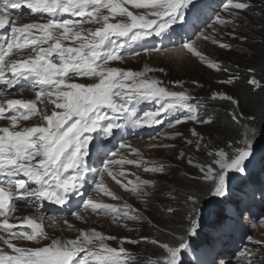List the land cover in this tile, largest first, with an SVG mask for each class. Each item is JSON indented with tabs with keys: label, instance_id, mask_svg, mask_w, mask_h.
<instances>
[{
	"label": "snow or ice",
	"instance_id": "obj_1",
	"mask_svg": "<svg viewBox=\"0 0 264 264\" xmlns=\"http://www.w3.org/2000/svg\"><path fill=\"white\" fill-rule=\"evenodd\" d=\"M22 2L31 14L45 22L18 25L11 10L21 8ZM194 5L195 0H0V29L6 26L9 29L8 37L0 44V81L8 88L24 81L22 90L27 87L35 92V99L0 100V120L9 121L8 126H0V176L5 178L0 181V264H131L136 258L122 245L141 241L163 249L160 257L149 258L146 264H183L181 257L191 250L189 238L199 235L202 194L206 192L209 197L219 198L222 202L230 194L232 182L250 175L258 162L264 164V146L259 150L256 147L254 125L257 116L239 111L240 101L235 96L214 92L212 99L225 100L233 106L229 115L237 134L222 148L213 147L210 140L206 142L204 135L195 128L190 130L195 139L185 138L186 145L205 154L204 162L187 158L188 164L198 169V176L193 179L200 181L203 187L178 193L172 189L169 193L171 199L182 206L186 222L182 234L170 233L172 242L161 243L147 236L139 239L120 237L121 246L114 248L106 241L118 238L95 229H80L75 239L65 240L49 237L42 217L40 222L30 217L20 221L31 231L16 230L18 225L9 222L10 214L16 211L17 199L35 198L64 206L70 195L79 193L82 196L80 190L87 182L88 171L100 176L99 182L94 180L92 183L112 199L119 200L120 197L104 187L105 172L125 191L147 202L152 195L150 189L155 187L151 179L135 176L134 180L124 183L117 177L134 174L111 169L117 165L120 168L130 165L143 167L145 172L162 174L166 172L164 164L109 159L103 170H90L86 158L90 154V144L96 138L94 134L111 137L113 130L121 127L117 121L132 127L152 126L161 123L157 118L160 113L178 110L187 115L185 121L177 119L175 124L187 121L212 123L211 116L202 118L204 105L192 103L194 97L187 90H170L162 81L148 75L152 71L163 72V68L145 67L142 71H134L109 66L110 62L123 59L122 50L126 45L153 35L164 37L178 22L183 24L187 10ZM224 7L232 18L217 16L216 22L224 27L231 25L233 31L228 35L233 39L246 40V36H236V29L239 27L237 19L250 7L249 3L226 0ZM85 24L97 27L85 28ZM199 38L211 39V43L221 49L232 48L222 39L210 38L203 33ZM145 51L160 52L161 49ZM173 52L176 56H194L207 67L228 74L227 79L219 81L221 84L233 85L241 79L239 74H232L229 67H222L198 49L192 38L184 40ZM255 71V68L247 69L250 74ZM175 83L183 87L182 82ZM246 84L253 90L264 91V84L255 75H250ZM5 95L0 90V97ZM146 101L156 102L160 108L141 115L138 105ZM33 116H39L41 123L20 126V121H28ZM173 126L169 124V127ZM175 136H183V133L177 132ZM119 148H130V145L121 143ZM131 151L140 155L136 149ZM111 155L115 156L116 152ZM185 156L181 151L176 159ZM82 205L98 216L110 217L113 223L124 228H128V224H119L121 219L134 222L145 219L139 210L127 203L117 206L88 198L82 200ZM162 211L175 214L177 208L167 206ZM72 215L83 219L79 212ZM259 223L264 225V218ZM129 230L136 231L134 228ZM13 241L36 242L38 246H22ZM247 255L250 257L251 253ZM248 264H251L250 259Z\"/></svg>",
	"mask_w": 264,
	"mask_h": 264
},
{
	"label": "rangeland",
	"instance_id": "obj_2",
	"mask_svg": "<svg viewBox=\"0 0 264 264\" xmlns=\"http://www.w3.org/2000/svg\"><path fill=\"white\" fill-rule=\"evenodd\" d=\"M246 2L249 3L250 7L244 10L237 19V23L239 24V27L236 29L237 37L244 36V34H248L247 36L249 34L253 35L256 28L264 25V0H246ZM225 3L226 0H195V5L190 7L186 12V19L183 24L178 22L179 24H176L173 30L164 37L150 36V39L156 38V40H153L156 44L153 48H160V52L145 51V49H149L147 45L142 51L138 52L139 55L134 54L123 57V59L118 61H112L109 66L132 69L134 71H142L145 67L152 69L163 68V72L157 70L148 73V75L162 81L163 86L168 87L170 90H187L194 97V100L191 101L192 103L204 105V108L201 110L202 118L207 119L208 116H211L212 122L215 114L209 112L208 109L214 100L212 99L214 92L235 96L240 101L239 111L243 112L242 99L234 84L219 83V81L227 79L228 74L222 71L217 72L215 69L207 67L194 56L188 54L176 56L173 52L184 40L192 38L195 40L198 49L202 50L210 59L218 62L222 67H229L232 74L240 75L239 70L242 69L249 76L253 75V73H248L247 67L245 68L241 64L247 63L244 58L246 54L242 51L245 40L233 39L232 36L228 35V33L233 31L231 25L224 27L216 22L217 16L224 19L232 18L229 15V11L224 7ZM197 12L200 13L197 14ZM16 18L18 25L31 22H45L27 13L22 15L16 14ZM84 27L95 29L97 25L85 24ZM201 33L210 38L215 37L218 40L222 39L223 42L231 44V50L219 48L217 45L211 43V39L207 41L202 38L198 39ZM176 35L178 39L175 38ZM176 81L182 82L183 87L181 88L180 85L176 84ZM193 81L197 83L193 84ZM79 82L87 81L80 80ZM20 90L22 89L10 90L6 91V93L16 94ZM214 101L216 102L214 103L216 107L218 104L225 106V113L230 117L229 113L233 107L230 102L218 98ZM140 105H138V112L141 115L145 111L156 112L160 108V104L156 102H149V107L147 108L144 106L140 107ZM186 115V112L178 110L160 113L157 118L161 123L156 124V126H150L152 127L150 129L152 132L139 138H130L123 142L117 141V149L110 150L108 155L100 162L101 166L96 168V170H103L104 163L109 159L117 161L121 159H133L164 164L166 172L162 174L145 172L143 167L130 165H125L123 168L117 165L111 169L113 172L123 171L134 174L117 177V179L122 180L124 183L134 180L135 176H139L142 179H151L155 187L150 189L152 195L148 198L147 202L125 191L106 172L104 173L103 185L109 191L115 193L116 196L120 197L119 200H114L104 192L96 189L95 184L91 183L94 181L93 179L86 180V183L90 184L86 187L85 200L91 198L97 202L117 206L127 203L132 208L139 210L145 217L144 221L134 222L121 219L119 224H128V228H124L117 223H113L110 217L98 216L91 209H84L83 205L75 211L79 212L83 219H77L72 214L62 216L54 213L48 214L38 208L44 214V219L50 223V225L47 223V226L44 228L48 236L62 239L64 237L65 240L75 239L78 235V230L95 229L106 236L117 237L118 239L116 240H108L106 242L111 247L119 248L121 246L120 237L139 239L141 236H147L150 239H157L161 243H170L172 242L170 233L182 234L186 224L183 219L184 211L177 201L171 199L169 193L172 192V189H176V193H178L196 191L203 187L200 181L193 179L198 176V169L188 164L187 158L191 157L194 161L199 162L205 161V154L196 152L195 148L191 145H186L185 138L195 139L192 137L190 131L195 128L204 135L206 142L210 140L213 147L222 148L237 134L223 132L217 127L209 126L211 123L196 124L192 121H187L175 124L177 119L185 121ZM39 119V116H33L28 121H20V125L23 122H32L24 127L40 124ZM117 123L119 122L117 121ZM170 123L174 126L169 127ZM256 130V147L259 150L264 146V132L257 128ZM177 132L183 133V136H175ZM105 138V136L99 134L97 139L91 144L95 147L100 140ZM121 143L130 145V148L120 149L119 145ZM163 145H174V147H163ZM132 149L138 150L140 155H135L131 151ZM181 151H184L186 156L184 159L178 160L176 157ZM112 152H116V155L112 156ZM102 158V155H96V159ZM263 165L258 162L256 167L251 171L252 173H260L256 179L253 180L252 178L245 177L244 179L232 182L230 194L222 202L219 198L209 197L206 192L202 194L200 204L201 227L197 240L200 242L202 240L203 242H199L196 245L194 237L189 238L191 250L186 251L181 257L183 264H248L249 259L251 260V264H264V225L259 223V220L264 218V196L261 195L264 193ZM93 174L96 175L95 181L99 182L100 176L97 173ZM176 193H172V195H176ZM34 204H31V206H36L37 202H34ZM21 205L27 206L30 204L23 202ZM167 206L177 208V212L175 214H168L162 211ZM23 211L26 212L28 209H24ZM154 225L158 227H154ZM133 228L136 231L129 230ZM21 229L22 227L20 226L16 230ZM22 230L31 231L28 228ZM249 237H251V241ZM256 241L261 243H255ZM19 243L22 246H38L36 242L19 241ZM40 243H48V241H41ZM122 246L127 249L131 256L136 258L131 264H146L149 258L155 259L163 253V249L158 245L145 241H141L138 244L124 243ZM249 252L251 253L250 257L247 255Z\"/></svg>",
	"mask_w": 264,
	"mask_h": 264
},
{
	"label": "trees",
	"instance_id": "obj_3",
	"mask_svg": "<svg viewBox=\"0 0 264 264\" xmlns=\"http://www.w3.org/2000/svg\"><path fill=\"white\" fill-rule=\"evenodd\" d=\"M247 35L248 34H244L248 40L246 39L243 42L244 48L242 49L243 53L246 54L244 55V58L247 63L241 64L244 65L245 68L247 67V69L250 67L255 68L256 71L253 75H255L256 78L261 80V83L264 84V25L256 28L255 34H249V36ZM239 71L241 79L234 83V86L242 99L243 113L244 115L255 114L257 116V120L254 127L264 132V91H261L260 89L253 90L251 86L246 84V80L249 78V75L242 69ZM214 103L216 102L213 100L208 109L209 112L215 114L213 122L209 126L217 127L226 133H237V128L232 124L230 117L225 113V106H220L218 104L216 107V104ZM220 107L221 109H219ZM262 169H264V165L262 166ZM259 174V172H251L247 178H252L254 180L259 176ZM198 238V236L193 238L194 241H196V245L200 242L197 240ZM201 242L203 241L201 240Z\"/></svg>",
	"mask_w": 264,
	"mask_h": 264
},
{
	"label": "bare ground",
	"instance_id": "obj_4",
	"mask_svg": "<svg viewBox=\"0 0 264 264\" xmlns=\"http://www.w3.org/2000/svg\"><path fill=\"white\" fill-rule=\"evenodd\" d=\"M12 17L14 19H17L16 18V14H13L12 13ZM5 29H6L5 32H7L9 30L7 26L5 27ZM149 38L150 37H148L146 39H149ZM0 90L4 91L6 93V91L3 88H1V87H0ZM8 98H14V99H20V98H24V99H35V92L34 91H30V90H28V91L27 90H20V92L19 93H16V94H14V93H6V95L4 97H0V100H4V99H8ZM38 106H40L39 105V102H38ZM50 108H51V105H49V109ZM36 117H38V116H36ZM39 120L41 122V119H39ZM29 123H32V122H27V123L26 122H23V123H21L20 126L21 127H24L25 125H27ZM8 124H9V121L0 120V126H8ZM27 201H28V203L30 205H27V206L26 205H21L19 202H16V204H15L16 211L10 214L9 222L12 223V224L18 225V227L21 226L22 229H25V228L27 229V227L25 225H21V223H20V221L23 218H25V217L36 218L37 219V222H40V218L42 217L43 218V222H44L43 223L44 228H45V226H47V223L50 225L49 221H46L44 219V214L41 213L38 210V208L42 209V207L40 206V200H36L35 201V202H37L36 206H31V204L33 203V202L31 203L32 200H28L27 199ZM49 203H51V202H49ZM24 209H28V211L24 212L23 211ZM0 219H2V218H0ZM63 239H64V237H63ZM13 242L14 243H17L18 245H21L19 243V241H13Z\"/></svg>",
	"mask_w": 264,
	"mask_h": 264
}]
</instances>
